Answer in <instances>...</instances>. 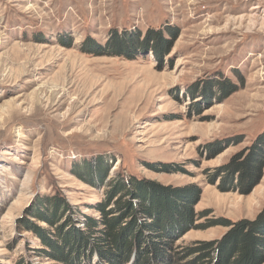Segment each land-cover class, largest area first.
Returning <instances> with one entry per match:
<instances>
[{
  "label": "rangeland",
  "instance_id": "374dc122",
  "mask_svg": "<svg viewBox=\"0 0 264 264\" xmlns=\"http://www.w3.org/2000/svg\"><path fill=\"white\" fill-rule=\"evenodd\" d=\"M123 37L149 43L121 55L90 47ZM159 39L169 45L160 56ZM261 139L264 0H0V264H57L29 253L42 243L28 221L54 232L30 211L65 201L84 232L116 175L198 190L199 225L254 222L264 169L243 189L223 172ZM101 168L108 185L87 182ZM229 230L193 229L177 243L220 242Z\"/></svg>",
  "mask_w": 264,
  "mask_h": 264
},
{
  "label": "trees",
  "instance_id": "16d2710c",
  "mask_svg": "<svg viewBox=\"0 0 264 264\" xmlns=\"http://www.w3.org/2000/svg\"><path fill=\"white\" fill-rule=\"evenodd\" d=\"M150 35L157 37L149 33V41L152 38ZM148 40L141 43L139 37H123L115 38L105 49L96 44L90 47L95 53L112 51L121 55L125 53L126 45L134 50L147 45ZM159 40L161 44L155 51L160 56L169 45ZM262 143L264 139L254 144L247 156H238L225 168L223 173L231 174V179L237 176V185L233 184V188L243 189L246 187L242 185L243 182L254 183L261 179L264 149L260 150L259 146ZM160 171L171 173L166 166ZM107 176L108 170L101 168L97 174L90 175L93 180L87 182L105 187L108 185ZM147 184V181L136 177L126 179L116 175L109 183L106 199L95 207L101 219L98 222L86 218L84 232L72 227V210L65 201L54 198L38 200L29 215L47 222L54 232L46 233L35 228L31 220L28 221L26 227L42 243L40 249L29 253L57 264H92L95 255L100 263L102 261L101 264H264V213L254 222L213 220L209 224L199 225L197 221L207 217L208 213L200 214L194 210L199 203L198 190L194 193L184 189L171 194L165 186ZM125 197L131 198V201L123 202L122 198ZM133 201L136 202L135 206L131 204ZM114 213L119 216L113 217ZM215 226L230 229L220 242H199L184 247L177 243L193 229L206 230ZM100 228L102 237L91 242L88 237L94 238ZM17 264L30 263L21 261Z\"/></svg>",
  "mask_w": 264,
  "mask_h": 264
}]
</instances>
